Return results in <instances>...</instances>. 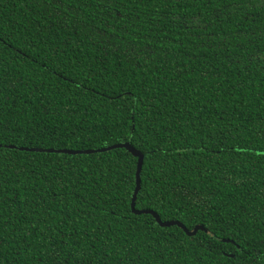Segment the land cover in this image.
Segmentation results:
<instances>
[{
    "label": "trees",
    "instance_id": "obj_1",
    "mask_svg": "<svg viewBox=\"0 0 264 264\" xmlns=\"http://www.w3.org/2000/svg\"><path fill=\"white\" fill-rule=\"evenodd\" d=\"M0 145V264H264V0H0Z\"/></svg>",
    "mask_w": 264,
    "mask_h": 264
},
{
    "label": "water",
    "instance_id": "obj_2",
    "mask_svg": "<svg viewBox=\"0 0 264 264\" xmlns=\"http://www.w3.org/2000/svg\"><path fill=\"white\" fill-rule=\"evenodd\" d=\"M11 147H14V146H11ZM116 147H126V148H128L134 155L139 157L140 162L142 163V161L144 159L142 152H140L138 149H136L134 146H132V144L130 142H126V143H123V144H121V143L120 144H115L113 146L106 147V148H104L102 150L112 149V148H116ZM21 149L22 150H28V151L60 152V153H69V154L90 153V152L94 151V150H75V149H66V148H64V149L38 148V147H21ZM156 219H157L158 223L162 227H169V226H173V225H176V224H179L180 226H184L183 223H181L179 221H176V220L164 221L160 217V215H158V214H156Z\"/></svg>",
    "mask_w": 264,
    "mask_h": 264
}]
</instances>
